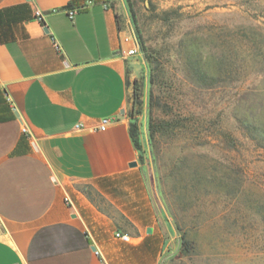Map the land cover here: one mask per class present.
<instances>
[{"label":"crops","instance_id":"obj_1","mask_svg":"<svg viewBox=\"0 0 264 264\" xmlns=\"http://www.w3.org/2000/svg\"><path fill=\"white\" fill-rule=\"evenodd\" d=\"M127 37L111 0H0V264L161 263Z\"/></svg>","mask_w":264,"mask_h":264},{"label":"rangeland","instance_id":"obj_2","mask_svg":"<svg viewBox=\"0 0 264 264\" xmlns=\"http://www.w3.org/2000/svg\"><path fill=\"white\" fill-rule=\"evenodd\" d=\"M111 6L140 45L127 118L165 232L160 264H264V148L240 122H264V73L252 68L264 0Z\"/></svg>","mask_w":264,"mask_h":264},{"label":"trees","instance_id":"obj_3","mask_svg":"<svg viewBox=\"0 0 264 264\" xmlns=\"http://www.w3.org/2000/svg\"><path fill=\"white\" fill-rule=\"evenodd\" d=\"M117 19L119 20V16L117 14ZM247 37V36H246ZM248 40H252V46L255 49L256 52L259 53L258 50H262V48H258V42L256 39V36L254 37H247ZM257 48V49H256ZM253 49V50H254ZM264 49V47H263ZM254 62H256V65L252 67L256 73H264V51L261 54H254ZM138 91V89H137ZM243 125V128L245 132L247 133L248 137L251 138L253 142H255L257 145L260 147L264 148V122L256 117L255 115H250V119L248 120H241L240 121ZM130 133L131 137L133 139L134 145L137 148V150L140 152L141 150V145L138 139V134L136 131V124H131L130 125ZM231 146H234V140L230 141ZM84 191L88 192L87 189H84Z\"/></svg>","mask_w":264,"mask_h":264},{"label":"built area","instance_id":"obj_4","mask_svg":"<svg viewBox=\"0 0 264 264\" xmlns=\"http://www.w3.org/2000/svg\"><path fill=\"white\" fill-rule=\"evenodd\" d=\"M84 9V7H81V8H76V9H72V10H69L68 11V14H69V17L71 19H73L75 17V15L78 13V11ZM35 15H36V18L39 19L41 22L43 21V12L37 10L35 12ZM130 41H133L135 46L134 48L132 49H129L127 52H126V55L131 57V56H134V55H137L139 53V49H140V45H139V42L136 38L134 37H131V36H128L126 38V42H130ZM114 122V119H111V118H104L100 121V125H99V131H106L108 129V127ZM79 128V127H78ZM117 238L125 241V242H129L130 241V236L127 235V234H122V233H117L116 235Z\"/></svg>","mask_w":264,"mask_h":264},{"label":"water","instance_id":"obj_5","mask_svg":"<svg viewBox=\"0 0 264 264\" xmlns=\"http://www.w3.org/2000/svg\"><path fill=\"white\" fill-rule=\"evenodd\" d=\"M46 31L48 32V30H46ZM131 166H132V167H136V166H138V163H137V162H133V163L131 164ZM148 232H149V233H152L153 230H152V229H149ZM93 250H95V248H93Z\"/></svg>","mask_w":264,"mask_h":264}]
</instances>
